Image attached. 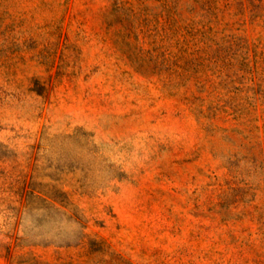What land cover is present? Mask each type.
I'll list each match as a JSON object with an SVG mask.
<instances>
[{
	"label": "rangeland",
	"instance_id": "374dc122",
	"mask_svg": "<svg viewBox=\"0 0 264 264\" xmlns=\"http://www.w3.org/2000/svg\"><path fill=\"white\" fill-rule=\"evenodd\" d=\"M0 264H264V0H0Z\"/></svg>",
	"mask_w": 264,
	"mask_h": 264
}]
</instances>
